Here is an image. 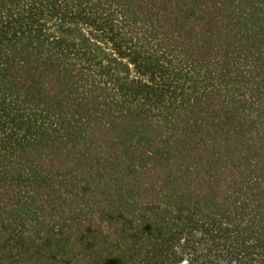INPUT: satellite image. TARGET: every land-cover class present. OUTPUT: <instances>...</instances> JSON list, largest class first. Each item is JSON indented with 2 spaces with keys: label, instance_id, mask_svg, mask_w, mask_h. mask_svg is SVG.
<instances>
[{
  "label": "trees",
  "instance_id": "16d2710c",
  "mask_svg": "<svg viewBox=\"0 0 264 264\" xmlns=\"http://www.w3.org/2000/svg\"><path fill=\"white\" fill-rule=\"evenodd\" d=\"M0 264H264V0H0Z\"/></svg>",
  "mask_w": 264,
  "mask_h": 264
}]
</instances>
